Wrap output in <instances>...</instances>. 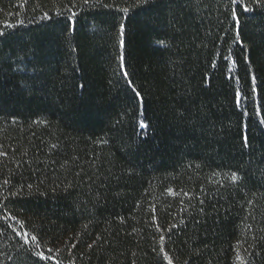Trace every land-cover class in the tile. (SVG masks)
<instances>
[{
    "label": "trees",
    "instance_id": "16d2710c",
    "mask_svg": "<svg viewBox=\"0 0 264 264\" xmlns=\"http://www.w3.org/2000/svg\"><path fill=\"white\" fill-rule=\"evenodd\" d=\"M245 4L234 25L230 0H0V264H264Z\"/></svg>",
    "mask_w": 264,
    "mask_h": 264
},
{
    "label": "snow or ice",
    "instance_id": "6c2138e0",
    "mask_svg": "<svg viewBox=\"0 0 264 264\" xmlns=\"http://www.w3.org/2000/svg\"><path fill=\"white\" fill-rule=\"evenodd\" d=\"M84 2L87 3V0H84ZM140 2L144 3V2H146V0H140ZM69 3L72 4L73 0H69ZM230 3L231 4H236L238 6L239 13H238L236 8H232L231 9V18H232V21H233L234 25H239L240 14L249 12V11H251V9L245 4V0H230ZM68 10L70 11V9H68ZM122 11L127 12L128 9L125 8ZM72 15H74V13ZM124 27L125 26L123 24L120 25V30H119V37H120L119 46L120 47L124 46V38H123L124 37V31H123ZM0 35H3V32H0ZM237 35H239V31L238 30H237ZM225 59H227V57H225ZM119 60H120L119 67H120L121 70H123L124 69V57H123V55H121L119 57ZM124 75L125 76L127 75L126 71H124ZM251 80H252L253 84L255 85L256 77L254 75L251 76ZM129 85L131 86V81H129ZM132 91L134 93L135 98L137 100H139L141 98V93L139 91H137L134 87L132 88ZM256 92H257L256 87H252L251 88V93L255 94ZM234 98H235L236 104L240 105L242 100H246L247 99V96H246L245 93H243V92H241L239 90H236L235 93H234ZM254 101H255V97L253 96V102ZM254 110L256 111V115L260 114L258 110H256V109H254ZM262 123H264V121H262ZM140 126H141V128L146 127V125H144L143 122H141ZM243 141H244V145L245 146H249L248 145V137H247V135L243 136ZM237 178H238L237 175L235 173H233L232 174V180L235 181ZM169 191H171V190H169ZM161 239H163V237ZM31 240L35 241L36 237L32 236ZM161 251H163V249H161ZM37 255L40 256L42 259H46L47 258V257H44L43 254L39 253V252L37 253ZM165 255H167V254H165ZM168 264H172L171 259H169Z\"/></svg>",
    "mask_w": 264,
    "mask_h": 264
}]
</instances>
